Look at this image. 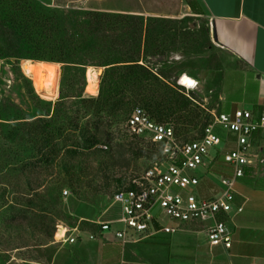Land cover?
Masks as SVG:
<instances>
[{"label":"trees","instance_id":"1","mask_svg":"<svg viewBox=\"0 0 264 264\" xmlns=\"http://www.w3.org/2000/svg\"><path fill=\"white\" fill-rule=\"evenodd\" d=\"M186 2L200 18L192 23L193 28L200 27L199 34L186 36L188 32L181 31L189 16L170 19L168 25L154 16L101 10L65 12L42 0H0V59L23 77L25 85L15 89H24L31 110L25 115L18 105L0 98L1 133L16 151L14 158L0 161V186L3 193L11 189L14 198L25 199L33 208L40 204L35 216L9 214L1 218L9 237L29 233L53 239L57 218L46 202L54 196L60 199L64 184L78 194L79 183L91 175L92 160L102 165L109 162L108 128L124 123L136 107H142L157 122H173L176 135L183 140L203 132L210 112L197 104L193 93L170 81L167 71H155L149 60L188 44L214 46L210 21L201 19L205 11L197 0ZM178 21L182 28L176 26ZM112 30H120L121 35ZM24 60L105 67L99 93H64L62 82L56 100L42 98L32 79L22 72ZM75 102L92 119L81 120L79 111L73 112ZM155 151L160 156L159 150ZM121 187L123 183L117 189ZM41 189L45 191L41 193ZM201 193L209 194L203 182Z\"/></svg>","mask_w":264,"mask_h":264},{"label":"crops","instance_id":"2","mask_svg":"<svg viewBox=\"0 0 264 264\" xmlns=\"http://www.w3.org/2000/svg\"><path fill=\"white\" fill-rule=\"evenodd\" d=\"M197 1L210 21L214 45L230 62L219 79L215 106L223 111L242 105L264 107V0ZM118 7H154L155 17L169 20L195 15L186 0H144L142 5ZM124 9L119 10L141 11ZM193 77L201 87L202 78ZM259 177H264L262 167L253 166L237 182V203L243 204L244 210L229 220L232 246L228 249L209 245L207 231L211 221L185 223L177 235L159 234L123 243L115 235L120 223H113L109 230L101 229V222L117 220L122 214L120 205L111 198H102L101 202L97 199L92 203L103 205L96 217L91 209L79 210L78 214L73 211L77 223L70 228H78L72 232L78 240L60 244L55 254L57 264H264V183L258 187L252 181ZM216 182L211 176L203 179L209 194L211 187H217Z\"/></svg>","mask_w":264,"mask_h":264},{"label":"built area","instance_id":"3","mask_svg":"<svg viewBox=\"0 0 264 264\" xmlns=\"http://www.w3.org/2000/svg\"><path fill=\"white\" fill-rule=\"evenodd\" d=\"M183 76L177 82L187 91L200 87L196 77L190 76L193 84L186 85ZM207 111L211 118L203 132L183 140L176 135L173 122H157L140 106L133 110L124 122L125 134L132 141L155 146L160 156L113 193L112 202L120 205L122 214L117 220L101 222L102 230L120 223L122 227L115 235L129 243L175 234L185 223L211 221L207 231L209 245L227 249L232 246L228 223L244 210V205L237 203V182L248 168L260 166L264 171V107H238L233 111L214 107ZM201 169L202 172H191ZM206 176L217 179V187H211L207 196L201 193ZM68 193L64 191L65 195ZM57 228L64 232L56 240H78L72 234L78 231L77 227Z\"/></svg>","mask_w":264,"mask_h":264},{"label":"rangeland","instance_id":"4","mask_svg":"<svg viewBox=\"0 0 264 264\" xmlns=\"http://www.w3.org/2000/svg\"><path fill=\"white\" fill-rule=\"evenodd\" d=\"M52 7H58L65 12L71 11H116L130 13L128 11H122L119 9L126 8H140L141 11L134 12L133 14L142 15L144 18L154 16V7H118V6H133L142 5L144 0H42ZM100 1V2H99ZM102 7H97V6ZM136 10V9H133ZM190 11V9H189ZM79 18L82 15H78ZM155 17V16H154ZM190 19L186 24L182 23L186 29L181 27L178 21L176 26L182 28L181 31L185 33L193 32L199 34L200 27L193 28L192 23L199 22L200 18L197 15H190ZM161 22L170 24L169 19L157 17ZM202 16L201 19H205ZM165 20V21H163ZM112 33H119L120 30L110 31ZM151 65L155 71H167L170 75V81L178 78L185 71L189 76H197L202 78V86L195 90L185 92L188 94H194L195 101L205 111L216 107V101L218 97V82L223 74L226 66L230 64L225 58V54L217 46L204 47L203 45L188 44L186 48L177 49L175 51L166 52L164 55H156L149 57ZM105 67H99L89 65L86 68L76 67V65H64L61 63H50L44 61H32L24 60L21 63L22 72L26 77L32 79L34 84V78L38 75H46L51 69L56 71V87L54 88L53 95H44V93H38L42 98L56 100L61 94V84L64 82V93L77 92L79 94L97 95L99 93L101 77L104 73ZM89 69L98 71V91L95 94L88 93L86 91L87 85V72ZM221 70V72H220ZM23 77L19 74L16 75L11 66L5 62L4 59H0V98L4 99L8 103H14L18 105L22 112L27 115L31 112L26 103L29 101L24 89L22 92L15 89L16 85L23 84ZM25 85V84H23ZM35 87V86H34ZM36 90V88H35ZM37 91V90H36ZM38 92V91H37ZM243 107L245 105H242ZM249 107V106H245ZM73 112L79 111L81 120L87 118L92 119L90 113L81 108L79 102L72 104ZM108 119V117H107ZM110 121V119H108ZM124 123H114L108 128L107 139L110 144L111 158L107 164H100L98 161H91V175L82 180L77 186V192L68 184L63 186V196L58 199L54 196L51 201L46 203L51 208V213L57 218L56 231L52 240L46 239L43 235H29L24 233L20 235V238L9 237V234L4 232V228L1 222V218L5 216H23L31 215L35 216L40 204L35 208L26 203L25 199L14 198V192L11 189H6L3 193L0 186V196L3 198L0 201V264H57L58 261L55 258L56 250L63 242H57V237L63 234V230L57 231L58 225L73 226L77 223L76 217L73 215V211L78 214V211L91 209L94 211V217L98 216L102 211L103 205L100 203L102 198L107 200L111 198L114 191L122 183L128 181L135 175L142 173L146 168L152 166L154 162L159 158L158 152L155 151V146L141 144L138 141H132L125 134ZM2 127L0 126V161H7L14 158L15 147H9V144L3 139L1 133ZM106 147V145H102ZM264 146V145H263ZM12 150L14 152H12ZM142 150L143 152H140ZM18 151V150H17ZM11 152V154H9ZM264 156V153H263ZM203 170L191 171L202 172ZM209 177V176H206ZM208 181V179H205ZM257 186H263L264 177L252 179ZM69 191L68 194H64V191ZM45 189H41L40 192H44ZM100 199V200H99ZM22 218V217H21ZM165 222H168L166 219ZM122 227V225H121ZM120 227V228H121ZM117 228V227H115ZM58 232V233H57ZM181 232L176 233L180 234ZM55 241V242H54ZM54 242V243H53ZM66 243V242H64Z\"/></svg>","mask_w":264,"mask_h":264},{"label":"bare ground","instance_id":"5","mask_svg":"<svg viewBox=\"0 0 264 264\" xmlns=\"http://www.w3.org/2000/svg\"><path fill=\"white\" fill-rule=\"evenodd\" d=\"M98 71L89 69L87 72V85L86 91L91 94H95L98 91ZM182 82L186 85H192L193 79L188 75L184 74ZM34 86L38 93H44V95H53L54 88L56 87V71L51 69L46 75H38L34 78Z\"/></svg>","mask_w":264,"mask_h":264},{"label":"water","instance_id":"6","mask_svg":"<svg viewBox=\"0 0 264 264\" xmlns=\"http://www.w3.org/2000/svg\"><path fill=\"white\" fill-rule=\"evenodd\" d=\"M212 25H213V27H214V22H212ZM212 35H213V38L216 40L217 38H216V35H215V32H214V28H212Z\"/></svg>","mask_w":264,"mask_h":264}]
</instances>
